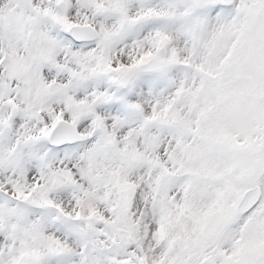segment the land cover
<instances>
[{"label":"snow or ice","instance_id":"1","mask_svg":"<svg viewBox=\"0 0 264 264\" xmlns=\"http://www.w3.org/2000/svg\"><path fill=\"white\" fill-rule=\"evenodd\" d=\"M0 264H264V0H0Z\"/></svg>","mask_w":264,"mask_h":264}]
</instances>
